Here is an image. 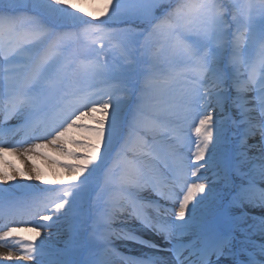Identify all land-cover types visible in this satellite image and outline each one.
Here are the masks:
<instances>
[{"label": "snow or ice", "instance_id": "obj_1", "mask_svg": "<svg viewBox=\"0 0 264 264\" xmlns=\"http://www.w3.org/2000/svg\"><path fill=\"white\" fill-rule=\"evenodd\" d=\"M101 15L0 0V264H111L114 241L144 250L119 264H264V0H106Z\"/></svg>", "mask_w": 264, "mask_h": 264}, {"label": "rangeland", "instance_id": "obj_2", "mask_svg": "<svg viewBox=\"0 0 264 264\" xmlns=\"http://www.w3.org/2000/svg\"><path fill=\"white\" fill-rule=\"evenodd\" d=\"M101 1V3L99 2ZM21 3H24L26 2V0H20ZM72 4L74 5V8H82L85 12L88 13V16L87 17L88 19L90 18H93L94 14H91L89 11H90V7L94 6L95 4L97 3H100V4H104V2H106V0H71ZM93 24L96 23V20L93 19L91 21ZM66 25H70V24H66ZM71 26V25H70ZM83 26L81 25H78V26H75L73 28H76L75 30H78L80 31L81 28ZM77 38L79 39V41L75 42L73 44V48L76 49V50H82L83 49V39L81 37H79V35H77ZM99 46V42H98V45ZM229 47H231V44L229 45ZM228 47V48H229ZM232 51V49H231ZM259 55H260V51H259V44H256L250 48H247L245 50V59L248 60L249 62H256L259 58ZM231 57V54H228L227 57H225L224 59V64L227 65L228 62H229V58ZM240 71L241 72H244V68H240ZM141 80H143V77L140 78ZM97 88H103L105 87V85L103 84H98L96 85ZM132 103L134 104L135 103V97H132ZM84 123H89V121H87V119L85 121H83ZM12 123H15V121H12ZM186 131L189 133V135H191V129H187L186 128ZM191 139L193 141V144H192V148H194V141H195V137L194 136H191ZM190 155V153H189ZM9 160H11V158L8 157ZM66 162H73L71 160L69 161H66ZM37 163H40L39 161H37ZM17 166H19L17 164ZM41 167H45L43 164H41ZM45 171L47 172V168H45ZM49 175H51V173H48ZM206 176L209 177V179H212V173L211 172H208V173H205ZM99 182L100 183H103V180H104V174L103 172H101L99 174ZM191 179H195V177H191ZM19 180V184H22V185H26V184H29V183H33L35 184L36 182H29V181H25L21 178H18ZM0 187H7V185H0ZM40 187H62V185H44V184H40ZM19 195V194H18ZM162 203H164L162 201ZM10 226H13V227H23V225H17V224H11ZM17 235H19L20 237H25V236H31L32 234L29 233V232H25V231H20L19 233H17ZM144 235V238L145 239H150L152 238L150 235L148 234H143ZM68 239V233H67V225L66 224H63L62 222L60 224H58L57 226H54L52 229H44L42 230V236L41 238L38 239L37 243H40L42 244L43 246V249L45 251V253H48V252H51V251H54L55 249L57 248H62L63 247V241L67 240ZM121 242L123 241H114V245H113V248H114V254L110 255L109 256V260L111 261V264H119V260H120V257L121 256H124V257H129V256H136L135 255V252L136 250H142L138 245L135 246V244H126L125 246L127 247H131V250L130 251H126L125 247H122L121 246ZM13 243H15V241H13ZM7 249L5 248H0V253L1 251L5 252ZM144 251V250H142ZM2 252V253H3ZM143 254V253H142ZM87 255V253H85V256ZM40 259L41 258H37L36 261H33V260H29L30 262H34V263H37V264H40ZM0 260H2V257H0ZM3 264H14L13 261H3ZM21 264H24L23 261L21 262Z\"/></svg>", "mask_w": 264, "mask_h": 264}, {"label": "trees", "instance_id": "obj_3", "mask_svg": "<svg viewBox=\"0 0 264 264\" xmlns=\"http://www.w3.org/2000/svg\"><path fill=\"white\" fill-rule=\"evenodd\" d=\"M99 2L101 3V1H99ZM100 3H97L94 6L90 7V11L89 12L91 14H94L93 15L94 17L100 18V20H106L107 18L105 16L101 15V13L103 11L104 4H100ZM99 22H100L99 20H96L95 24H98ZM128 26L129 25H127V24H122V23H117V22H115V23L111 22V23L108 24V27L115 28V29L124 28V27H128ZM131 27H133V28H135L137 30H142L145 26L144 25H135V24H133V25H131ZM60 32H69V33H77V34L80 33L78 31L72 30V28H67V27H63L60 30ZM77 41H79V40L77 39Z\"/></svg>", "mask_w": 264, "mask_h": 264}, {"label": "bare ground", "instance_id": "obj_4", "mask_svg": "<svg viewBox=\"0 0 264 264\" xmlns=\"http://www.w3.org/2000/svg\"><path fill=\"white\" fill-rule=\"evenodd\" d=\"M9 158L12 159V157H9ZM15 163L19 165V162H18V161H15ZM2 252H3V251H1V253H2ZM23 263H24V264H37V263H34V262H30L29 260H23Z\"/></svg>", "mask_w": 264, "mask_h": 264}]
</instances>
